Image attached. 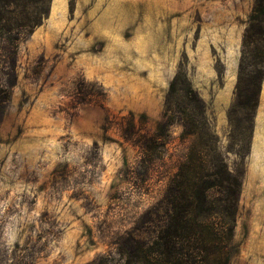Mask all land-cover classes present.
<instances>
[{
    "label": "rangeland",
    "instance_id": "rangeland-1",
    "mask_svg": "<svg viewBox=\"0 0 264 264\" xmlns=\"http://www.w3.org/2000/svg\"><path fill=\"white\" fill-rule=\"evenodd\" d=\"M254 2L42 0L14 52L6 28L28 14H0V264L117 258L150 208L167 209L194 138L241 179L230 264H264V44L243 47ZM176 78L202 115L176 95L166 107ZM166 117L165 149L145 152Z\"/></svg>",
    "mask_w": 264,
    "mask_h": 264
},
{
    "label": "trees",
    "instance_id": "trees-1",
    "mask_svg": "<svg viewBox=\"0 0 264 264\" xmlns=\"http://www.w3.org/2000/svg\"><path fill=\"white\" fill-rule=\"evenodd\" d=\"M26 1L31 6L24 9V0H0V14H28L20 25L6 28L11 36L13 52L47 14L41 6L42 0ZM255 27L259 31L254 33V37L251 32ZM252 38L256 43L264 44V0L254 2L248 18L244 48ZM177 80L174 79L170 85L166 107L176 95L202 115L204 103L196 96H189L192 91L188 84ZM242 107L251 110L253 100L247 98ZM171 123L169 117L158 123L156 131L144 137L146 143H143L142 149L145 152L165 149ZM139 130L131 116L124 130L125 141L132 142L139 137ZM186 135L195 136L193 132ZM207 153V146L194 138L168 185L165 195L167 209L162 203L150 208L148 219L127 232L122 244H119L118 257L106 256L99 264H230L237 251L233 237L241 179L228 170L222 158L209 160Z\"/></svg>",
    "mask_w": 264,
    "mask_h": 264
}]
</instances>
